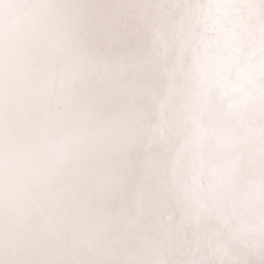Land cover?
<instances>
[{
  "label": "snow or ice",
  "instance_id": "snow-or-ice-1",
  "mask_svg": "<svg viewBox=\"0 0 264 264\" xmlns=\"http://www.w3.org/2000/svg\"><path fill=\"white\" fill-rule=\"evenodd\" d=\"M0 264H264V0H0Z\"/></svg>",
  "mask_w": 264,
  "mask_h": 264
}]
</instances>
